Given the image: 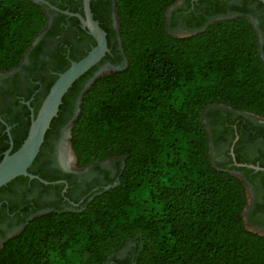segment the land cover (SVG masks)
Wrapping results in <instances>:
<instances>
[{
  "label": "trees",
  "instance_id": "1",
  "mask_svg": "<svg viewBox=\"0 0 264 264\" xmlns=\"http://www.w3.org/2000/svg\"><path fill=\"white\" fill-rule=\"evenodd\" d=\"M177 1L114 0L126 63L82 93L69 143L77 166L119 158L117 179L78 208L27 220L0 246V264H104L128 243L133 264H264V234L243 220L244 182L211 163L203 118L215 104L264 117L257 33L234 16L172 35L175 14L166 13ZM46 22L38 2L0 0V70L21 61ZM88 76L72 83L49 126Z\"/></svg>",
  "mask_w": 264,
  "mask_h": 264
},
{
  "label": "flooded vegetation",
  "instance_id": "2",
  "mask_svg": "<svg viewBox=\"0 0 264 264\" xmlns=\"http://www.w3.org/2000/svg\"><path fill=\"white\" fill-rule=\"evenodd\" d=\"M44 1L46 3H38L43 5L47 16L45 27L16 66L0 70L2 156L25 138L31 116L43 99L48 84L55 80L62 68L83 57L96 44L79 18L84 17V0ZM89 8L98 24L101 19L106 23L107 31L102 29L106 33L108 50L89 69L88 78L80 83L82 88L102 68L113 66L120 69L126 63L118 35L114 0H89ZM174 14L172 28L192 31L199 30L198 24L202 22L204 27L223 18L247 17L256 30L259 54L264 60L263 0H182L172 8L169 16L174 17ZM79 95L69 99L64 118L48 127L29 166V173L48 179L47 183L27 176V179H15L0 189V246L33 216L57 209L78 208L101 188L105 189L116 181L122 163L119 158L109 159L111 162L104 165L101 161L77 166L76 159L69 154L66 146L68 129L76 116ZM203 116L209 132V158L216 166L243 180L246 189L244 223L253 231L264 234V170L239 165L264 168V117L223 104L206 107ZM65 150L71 157L68 164L62 160ZM132 257L131 243H128L104 264H133Z\"/></svg>",
  "mask_w": 264,
  "mask_h": 264
},
{
  "label": "water",
  "instance_id": "3",
  "mask_svg": "<svg viewBox=\"0 0 264 264\" xmlns=\"http://www.w3.org/2000/svg\"><path fill=\"white\" fill-rule=\"evenodd\" d=\"M33 1H41L46 3V1L44 0ZM175 4L170 6L168 9L173 7ZM84 17L79 16L82 23L87 27L89 33L95 39L96 44L83 57L78 60L71 61V63L57 75L53 83L48 88L47 93L41 100L36 112L31 116L30 124L25 138L14 151H10V149H7L4 152L3 156L0 159V187L5 185L10 180L16 178L17 176L21 175L28 176L30 178H38L42 182L47 183L46 180L39 178L37 175L29 173L27 169L39 151L40 145L43 142L44 135L51 123V120L56 116L58 112L63 95L67 92L72 83L81 75H83L87 70H89L92 66L97 64L104 56L105 52L108 50L106 33L99 26L98 22L92 18L89 8V0H84ZM197 31L199 30L191 31L186 35L196 33ZM35 40L36 38L34 39V41ZM101 70L95 72L93 76L84 84L83 88L80 91L78 104L80 103L82 93L89 87V85L96 77L101 75ZM78 109L79 106L76 109V114L78 112ZM70 127L71 124L68 129V138L70 137ZM67 144L71 149L69 140ZM74 159H76L75 155ZM239 165H245L248 167H255L257 169L264 170L263 167L259 166H252L247 164ZM106 188H108V186L105 187V189Z\"/></svg>",
  "mask_w": 264,
  "mask_h": 264
},
{
  "label": "rangeland",
  "instance_id": "4",
  "mask_svg": "<svg viewBox=\"0 0 264 264\" xmlns=\"http://www.w3.org/2000/svg\"><path fill=\"white\" fill-rule=\"evenodd\" d=\"M181 1L182 0H179L177 3H176V5H174V6H177V4H180L181 3ZM173 6V7H174ZM173 7H171L170 9H168V11H167V13H166V15H167V18L169 17V15H170V12H171V10H172V8ZM168 27V31H169V33L170 34H172V35H175V36H182V35H186V34H189L192 30H186V29H183V28H181V27H175V28H172L171 26H170V24H169V22H168V25H167ZM115 69H117L116 67H113V66H106V67H104V68H102V70H101V74H103V73H106V72H108V71H110V70H115ZM203 118H204V116H203ZM204 121H205V118H204ZM67 147H68V150H69V152H70V155H71V157H72V159H74V155H73V153L71 152V149L69 148V145L67 144L66 145ZM72 153V154H71ZM211 160V163L212 164H214L213 163V161H212V159H210ZM74 161V160H73ZM109 162H111V160H105V161H102V164L104 165V164H106V163H109ZM215 165V164H214ZM247 226V225H246ZM247 228H249L250 230H252L250 227H248L247 226ZM253 231V230H252Z\"/></svg>",
  "mask_w": 264,
  "mask_h": 264
},
{
  "label": "bare ground",
  "instance_id": "5",
  "mask_svg": "<svg viewBox=\"0 0 264 264\" xmlns=\"http://www.w3.org/2000/svg\"><path fill=\"white\" fill-rule=\"evenodd\" d=\"M70 148V147H69ZM71 152H72V150H71ZM69 152L67 151V150H65V151H63V154H62V156H63V158H62V160H63V162H65L66 164H68L69 163V160H70V158L71 157H69V154H68ZM73 153V152H72ZM71 153V154H72Z\"/></svg>",
  "mask_w": 264,
  "mask_h": 264
}]
</instances>
